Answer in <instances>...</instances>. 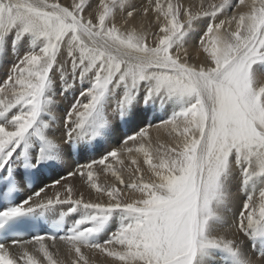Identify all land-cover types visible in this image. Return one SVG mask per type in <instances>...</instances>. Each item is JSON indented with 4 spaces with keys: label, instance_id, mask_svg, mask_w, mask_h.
Listing matches in <instances>:
<instances>
[{
    "label": "snow or ice",
    "instance_id": "snow-or-ice-1",
    "mask_svg": "<svg viewBox=\"0 0 264 264\" xmlns=\"http://www.w3.org/2000/svg\"><path fill=\"white\" fill-rule=\"evenodd\" d=\"M5 64L0 264L264 256V0H0Z\"/></svg>",
    "mask_w": 264,
    "mask_h": 264
},
{
    "label": "bare ground",
    "instance_id": "bare-ground-1",
    "mask_svg": "<svg viewBox=\"0 0 264 264\" xmlns=\"http://www.w3.org/2000/svg\"><path fill=\"white\" fill-rule=\"evenodd\" d=\"M194 2H198V0H194ZM213 2L219 3V0H213ZM10 59H14V58L10 57ZM7 67H8L7 64L3 65L2 68H0V71L7 69ZM79 88H80L79 84L76 85L75 89L71 88V82H70L69 90H67L64 93V95H61L60 82H59V80H57V91H56V95H55L54 99H55L56 104L59 107H56L53 109L57 115H63V109L65 107H67L70 104V102H72L74 100L76 90H78ZM156 135H157V133L155 132V130H153V137L155 138ZM160 137H161V140L163 142H172V139L170 137H168L167 134L164 132L160 133ZM121 138H122V136H121ZM116 147H119V143L117 142V140L112 139L107 144H105L104 147L100 148L99 151L91 153V154L86 155L84 157L78 158L76 160V163L87 164L89 161H91L93 159H99V157L106 150H109L110 148H116ZM71 167L74 168L75 164H72ZM97 170H99V169H97ZM125 179L127 180V176H125ZM105 180H107L108 182H111L110 174L101 175V182H104ZM70 182L73 183L79 189V191L84 193L85 200L95 199L94 193H90L89 189L86 187L84 182L81 181V179L79 177L72 178ZM233 191H235V189H233ZM257 195H258V192H257ZM66 209H67L66 205L61 208V210H65V211H66ZM69 222L71 223V220H69ZM117 222H118V218H117ZM240 238L244 239V237H240ZM57 243L59 244V242H57ZM60 247H61V258H65L64 252H63V246L60 245ZM246 248L248 249L254 264H264V256L260 255L259 252L252 251L250 248H248L247 241H246ZM101 260H103V257H98L97 264H100ZM66 264H67V261H66Z\"/></svg>",
    "mask_w": 264,
    "mask_h": 264
}]
</instances>
